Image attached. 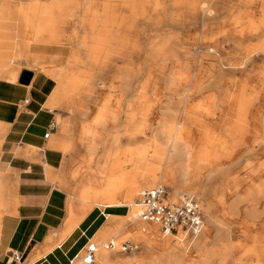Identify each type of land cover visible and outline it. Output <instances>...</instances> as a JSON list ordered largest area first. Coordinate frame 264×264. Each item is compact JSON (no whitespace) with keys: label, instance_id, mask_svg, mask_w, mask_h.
I'll list each match as a JSON object with an SVG mask.
<instances>
[{"label":"bare ground","instance_id":"bare-ground-1","mask_svg":"<svg viewBox=\"0 0 264 264\" xmlns=\"http://www.w3.org/2000/svg\"><path fill=\"white\" fill-rule=\"evenodd\" d=\"M183 2L178 4L175 0H39L34 20L35 39L40 42L41 50L46 52L52 45L62 46L73 41L74 34L83 32L84 36L74 46L71 59L72 65L83 63L84 60L89 64L86 77L80 82V85L87 87V93L97 87L96 78L100 69L109 68L114 60L121 61V66L115 69V75L121 82V89L132 92V106L141 114L137 119L136 134H142L146 127L152 130L150 158L143 160L142 152H136L135 155L138 165L135 171V195L140 187L153 186L156 182L163 181L174 192L185 190L188 186L191 192L196 193L203 201L209 188L216 197L204 202L205 211L211 224L209 228H217L215 240H218L219 246L208 250L204 243L206 234L197 238L195 236L194 243L201 250L196 264H209L210 253L217 254L218 264H225V255L237 249L239 245L230 240V221L226 218L223 226L214 222L210 215V205L216 203L223 206L226 199L224 200L221 194L225 191L226 184L234 180L239 173L234 169V162L229 168L224 161L231 160L240 149L249 148L247 153L251 152L254 146L258 148L264 140V17L256 19L253 16H239L232 22L222 19L214 26L212 12L220 8V5L223 6L224 1ZM247 9V12L251 11L250 8ZM229 27H234L235 30L231 32ZM103 49L105 52L100 57ZM79 50L86 52L84 58L77 53ZM41 71L60 79L59 72H62V69L46 62L41 63ZM72 72L75 73L74 70ZM60 86L63 88L62 84ZM60 94L59 92L57 96ZM226 109L232 111H227L228 118L224 116L216 122L220 125L219 129L223 130L207 134L209 132L206 131L214 124V113H221ZM180 111L186 113V124L177 122ZM153 114L161 115L162 119L152 120ZM191 127L204 131L200 132L204 138H199L202 143L194 155L189 149L192 143ZM185 155L187 158L194 156V164L185 163ZM257 168L264 178V161ZM195 170L197 172L194 175L197 178L191 179L189 174ZM143 177L147 179L141 183L138 178ZM261 182L264 186V181ZM235 183L226 189L227 195L234 194ZM111 194L110 192L106 198L103 197L109 203H114L115 198ZM261 197L260 189H249L245 199L250 202ZM168 198L172 199L169 193ZM174 199L175 197L172 200ZM240 201L239 196L229 201L230 220L234 217L233 212ZM125 202L133 213L127 219L132 222L136 220L137 225L146 227L149 231V236L136 233L134 239L141 237L147 249L163 246L160 248V255L152 258L149 264L160 261L165 254L164 248L172 242L174 248L181 247V243L185 242L184 230L178 229L175 233L163 232L160 235L155 230V224L137 217V206L133 198ZM252 213L253 210L248 208L247 214ZM220 228L223 230H219ZM118 231L119 227L109 228L97 235L95 242L91 240L87 243L94 246L96 260L98 257L103 263H127L128 260L120 257L115 259L107 251L120 252L117 248L106 250L103 244L96 249V243L101 245V240L113 236ZM157 237L160 238L161 244L155 242ZM112 242L118 243L114 240ZM251 242L244 248L243 254H239L237 262L264 264L263 234L256 240L252 238ZM82 256L80 262L84 264ZM140 264H143L142 261Z\"/></svg>","mask_w":264,"mask_h":264},{"label":"crops","instance_id":"crops-1","mask_svg":"<svg viewBox=\"0 0 264 264\" xmlns=\"http://www.w3.org/2000/svg\"><path fill=\"white\" fill-rule=\"evenodd\" d=\"M248 4L264 15V0L232 1L241 9ZM38 6L39 0H0V264H73L87 243L128 217L125 201L136 190L132 92L120 102L107 91L89 94L81 104L71 85H80L89 67L81 77L72 64L58 66L60 79L42 72L41 63L55 67L62 46L41 50ZM73 54L71 48L63 59ZM20 67L31 71L26 83L18 81ZM110 192L114 203L105 200Z\"/></svg>","mask_w":264,"mask_h":264},{"label":"rangeland","instance_id":"rangeland-1","mask_svg":"<svg viewBox=\"0 0 264 264\" xmlns=\"http://www.w3.org/2000/svg\"><path fill=\"white\" fill-rule=\"evenodd\" d=\"M222 1H224V5L223 6L220 5V8H217L216 10H213V12H212V15L214 17V19H213V25L214 26L219 21H221L222 19H227L228 21L232 22L233 20H235L239 16H245L244 12H247V10H248L247 8H249L248 6H250L251 11L253 10V13L248 14L245 17L253 16L256 19H261L262 17H264V15L260 16L261 14L257 13V12H260L259 6L257 7L258 11L256 10V7L254 9L253 6L250 4H248L247 7H244L241 9L240 6H237V5L233 6L232 5L233 0H222ZM262 9L264 10V7ZM221 15L223 17L219 18L218 16H221ZM9 20H12L14 25H17V23H19L20 26H22V28H23L24 23L18 22L17 17H15V16L10 17ZM234 30H235L234 27H229V31L232 32ZM263 31H264V29H263ZM24 36H25L26 41L32 42V37L30 35L24 34ZM79 36H78V38L74 37L73 41L64 43L62 45V50H61V52H59L58 58L55 61V67H58V66L64 67V66H66V64H73L71 57H68L67 59H63V55L66 53L67 50H69L71 48L74 50V46H75L74 44H76V41L79 40ZM104 52H105V49H103L101 51L100 57L103 56ZM121 64L122 63L120 60H114L110 64L109 68L100 69L98 72V76L96 78L97 87L94 90H91L89 93H87V91H86V89H87L86 86L83 87V85H79V84L77 86L78 90L76 88V90L74 92V89L76 86L72 84L71 85V91H72L73 97H81V100H80L81 104H84V103L89 102L87 99H83L84 97H87V95H89V94L101 95L105 91H107V93H108L107 97H118V99L115 98L114 101L120 102V97H121L122 93L127 92V91L121 89V87H120L121 82L119 81V78L115 75L116 67L121 66ZM71 67L73 68L74 72L78 75V77H81V74L83 73L84 70H86L87 67H89V64L88 63H79L76 66L72 65ZM21 68H25V67H20L19 71ZM227 111H229L230 113L232 112L230 109H226L225 111H222L221 113H217V112L214 113V115L212 116V120H213L214 124H212L210 129H208L206 131V132H209L207 134H210V132L212 134H214L216 132H220V130L221 131L223 130V128L219 129L220 125L216 124V122L221 117L225 116L228 118L229 112H227ZM185 116H186V113L180 111L179 115L177 116V118H178L177 122H179V124H183V123L186 124L184 121ZM231 116L232 115H230V117ZM140 117H141V114L139 112H136V122H137V119H139ZM151 118H152V120H156V121H159L160 119H162L161 115H159V114H156V115L153 114L151 116ZM220 123H221V121H220ZM191 128H192V141H191L192 143L189 146V149H190V152L193 153L192 155H194V153L199 149V145L202 143L200 139L204 138V135L200 134V132L203 133L204 131L198 127H195V128L191 127ZM198 129L201 131H199ZM143 131L144 132H142V134L140 133L138 135L137 134L135 135L136 136L135 154H136V152H142V159L145 160L147 158H150V155H151L152 149L150 146V142H151V137H152V130L149 129L148 127H146ZM146 142H148V145L145 148ZM260 144L261 145L258 148H256L257 146H254L253 150H251V152H249V153H247L249 148L248 149L247 148L240 149L238 154L236 156H234L231 160L224 161V164H227L228 167L229 166L231 167V165L235 164L234 165L235 167L234 166L233 167H234V169L238 170V172H239V173H237V176L234 180H232L231 182L226 184L225 191H223L221 194V196H223L224 200L226 199L229 201L231 199L237 198L238 196L240 197L241 201L237 205L235 212H233L234 217L231 218V220L228 218V216L230 217V214H231V209L228 206L230 204L229 201L225 200L223 206H221L219 204L216 205V203L214 205H210V215L213 218V220H215L214 222H217L222 226L226 222V218L231 222V223L229 222L230 228L232 230V235L230 237V240H232L233 243H235V244L237 243L239 245V247L237 249H234L233 251H231L230 253H227V255H225L227 258V261L225 262V264H235V263L246 264V261L237 262V259L240 257V255L243 254L244 248L246 246L248 247V245H250L252 243L251 242L252 238H254L256 240L260 236V234H263V236H264V197H263L264 196V186H262V182H261V181H264V178L261 177V173L259 172V169L257 168L258 165L264 161V153H262V149L264 148V140ZM169 151H170V149H168V152ZM183 161L185 163L194 164V156H188V158H187L185 155V158ZM197 170L200 171V169H198V168H197ZM195 172H197V171L195 170L193 173L189 174L190 175L189 177L191 179L197 178L195 176L196 175ZM200 172H203V171H200ZM233 182H236L234 194L227 195L228 192L226 189L228 187H232ZM156 184H163V185H165V187L167 186V184L164 183L163 181H158L154 185H156ZM189 186H191V185H189ZM148 187H150V186H148ZM143 188H145V187H140L139 189L141 190ZM166 189H168L169 196L172 199H173V197L177 198L178 196H180L181 194H184V193L193 195L201 203L203 220H202L201 229L198 232L199 234L196 233L198 235L190 234L187 231H183L185 233L186 240L184 243H181L182 246L174 248L173 242H172L171 244H169L168 246H166L164 248L165 249L164 257L161 258L160 261H158L157 263H156V261H154L152 264H196V261L198 260L200 254H201V250L194 243L197 237H199L200 235L206 234V237L204 238V243H205V247L208 250H210L213 247L215 248L216 246H219L218 240H215L216 239L215 238V236H216L215 231L217 228L216 227H210L209 228V225L211 226V224H210V222H208V216L206 214L205 205H204V202L206 203L207 200H213L216 197V195H212V191L208 188V193H205V197H204L205 201H202V199L196 193L191 192V188L188 186H187V188H185V190H180L179 192H174L173 189L169 186H167ZM247 189L248 190L253 189L256 191L258 189H260L262 197L254 199L250 202L246 201L245 196H246V192L248 191ZM140 190L137 191L138 192V193H136L137 195H135L133 197L134 200H136L137 197L139 196ZM248 208L250 210H253V213L251 215L247 214ZM131 215H133V213L131 212V210L129 208V215L127 218L131 217ZM127 218H124V217L118 218L120 223L116 227L117 228L119 227V231L116 232V234H114L113 236L107 237V238L101 240V243H100L101 245H98L96 243V245H97L96 249H98L99 246H103V244H106L108 241L114 240L116 242H119L122 239L127 238L136 247H134L130 250H127V251H120V252L107 250L109 248H106V250L115 259L120 257L124 260H128L126 264H140L141 261L143 264H146L145 262H147V264H149L152 258L160 255V253H161L160 248L163 246L160 245L159 247H156V248L147 249V246L145 245L144 240H141V237L138 240H135L134 235L136 233H140V234L144 235L145 237H147V236H149V234H148L149 231L146 229V227H142L140 225H137L135 222L136 220L132 222ZM214 226H215V224H214ZM155 230L157 231L158 234L162 235L163 232H161V230L156 225H155ZM219 230H223V229L220 228ZM231 230L229 231V233H231ZM200 231H201V234H200ZM173 233H175V232H173ZM226 233H228V232H226ZM195 236H196V238H195ZM92 242H95L94 239H92ZM155 242H157L158 244L159 243L161 244L160 238L159 237L155 238ZM83 252L84 251L82 250L78 254V256L79 255L80 256L79 257L77 256L78 261L76 264H82L80 262V260H81V256H82ZM96 254H97V251H96ZM216 255L217 254H215V253H210L209 264H218V260H217ZM95 262L96 263H103L99 260L98 257H97V260L95 259ZM104 263L119 264V263H115V261L104 262Z\"/></svg>","mask_w":264,"mask_h":264},{"label":"built area","instance_id":"built-area-1","mask_svg":"<svg viewBox=\"0 0 264 264\" xmlns=\"http://www.w3.org/2000/svg\"><path fill=\"white\" fill-rule=\"evenodd\" d=\"M47 133H44V136ZM137 217L147 223L155 224L161 232H176L178 229L196 234L201 229L203 213L201 203L190 194H181L174 200L168 198L165 185L156 184L140 190L135 200ZM106 248L127 251L135 246L129 239H122L118 243L108 241ZM84 264H114L96 263L95 248L87 245L82 256ZM71 263V262H70Z\"/></svg>","mask_w":264,"mask_h":264},{"label":"water","instance_id":"water-1","mask_svg":"<svg viewBox=\"0 0 264 264\" xmlns=\"http://www.w3.org/2000/svg\"><path fill=\"white\" fill-rule=\"evenodd\" d=\"M30 76H31V71L23 68L19 72L18 81L26 83L29 80Z\"/></svg>","mask_w":264,"mask_h":264}]
</instances>
